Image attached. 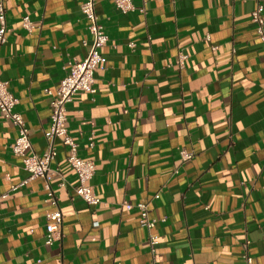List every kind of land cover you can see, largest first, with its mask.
Listing matches in <instances>:
<instances>
[{"label":"crops","instance_id":"obj_1","mask_svg":"<svg viewBox=\"0 0 264 264\" xmlns=\"http://www.w3.org/2000/svg\"><path fill=\"white\" fill-rule=\"evenodd\" d=\"M83 1L3 0L0 78L37 155L48 148L46 91L92 44ZM130 1L123 14L114 0H97L104 68L95 93L66 106L78 156L95 164L89 185L100 205L75 195L58 141L53 205L46 181L29 179L12 154L17 133L0 115V264H244L246 242L253 264H264V49L250 21L264 0ZM181 151L192 158L182 161ZM138 203L157 220L155 255L138 210L125 209ZM55 210L62 237L46 246Z\"/></svg>","mask_w":264,"mask_h":264},{"label":"built area","instance_id":"obj_2","mask_svg":"<svg viewBox=\"0 0 264 264\" xmlns=\"http://www.w3.org/2000/svg\"><path fill=\"white\" fill-rule=\"evenodd\" d=\"M97 0H84L80 6L82 14L89 22L88 31L92 36V44L82 62H72L68 64L65 76L59 86L54 90L46 91L50 97L49 106L51 109L50 127L45 133L48 148L41 155H37L32 150L29 138V131L25 126L23 116L15 110L17 99L12 96L8 89L7 82L0 78V115L11 123L17 135L10 150L15 157L22 161L23 169L29 174V179L40 178L46 181L45 190L51 203L54 205V197L49 187V181L53 171L50 168L51 161L56 156L54 143L58 141L66 151V162L73 170L77 178V185L74 188L75 195L78 196L89 206H98L101 200L96 196L92 187L89 185L95 173V164L93 161L84 160L78 156V146L65 128L66 106L72 101L77 93L94 94V74L99 69L104 68L105 59L100 53L108 38L103 27L98 23L95 15V4ZM116 8L121 13L126 14L134 9L130 0H114ZM263 6L256 4L255 9L250 14V21L255 27V32L264 49V17ZM21 27L27 31L34 29L35 25L28 17H23ZM6 13L3 0H0V48L6 43ZM184 57H182V60ZM89 146H93V136L89 139ZM182 161H189L192 158L191 153L180 152ZM63 186V185H62ZM14 187L12 190H15ZM155 199L158 195H155ZM136 208L139 212V225L147 231L148 246L151 255H155L156 248L159 244V237L153 230L157 220L152 219L149 215L147 203H138L136 205H125L126 210ZM63 217L59 210L46 214L45 224V245L52 246L62 237ZM248 242L243 245L244 253L242 260L244 264H253L252 258L247 252Z\"/></svg>","mask_w":264,"mask_h":264}]
</instances>
